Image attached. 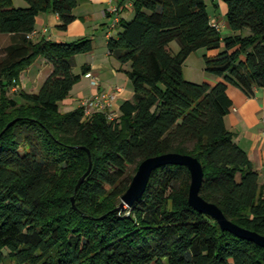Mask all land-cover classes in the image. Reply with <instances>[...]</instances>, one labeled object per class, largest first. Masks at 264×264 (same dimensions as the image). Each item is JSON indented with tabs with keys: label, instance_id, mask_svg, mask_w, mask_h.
Masks as SVG:
<instances>
[{
	"label": "trees",
	"instance_id": "16d2710c",
	"mask_svg": "<svg viewBox=\"0 0 264 264\" xmlns=\"http://www.w3.org/2000/svg\"><path fill=\"white\" fill-rule=\"evenodd\" d=\"M25 1L0 0V34L23 35L0 57V264H264V246L190 205L185 165L157 167L143 195L119 207L144 159L192 155L204 171L201 196L264 235V183L225 122L231 85L248 95L264 88V0H224L227 36L206 0H132L133 17L121 18L108 41L134 89L114 120L87 117L80 106L60 110L89 72L74 66L93 50L92 39L27 37L46 11L66 29L80 0ZM201 49L217 82L184 76ZM39 59L51 66L39 90L13 91Z\"/></svg>",
	"mask_w": 264,
	"mask_h": 264
},
{
	"label": "crops",
	"instance_id": "0c3cea01",
	"mask_svg": "<svg viewBox=\"0 0 264 264\" xmlns=\"http://www.w3.org/2000/svg\"><path fill=\"white\" fill-rule=\"evenodd\" d=\"M113 0H80L73 10L75 20L66 28H59L60 16L52 11L39 14L36 20L35 30L38 35L30 38L40 40L47 38L56 41H73L80 38H89L94 42L91 52L78 54L75 57L74 72L82 74V66L88 65L89 72L94 73L99 78V85L92 86L90 78L82 74L81 80L74 85L69 97L60 103L79 107L82 99L92 94L100 93L106 89L120 88L119 97L115 110L121 115L120 106L123 101L133 99L134 89L132 82L121 68H127V64H122L116 56L112 55L108 49V41L116 36L120 29V23H114V15L107 9ZM209 1V2H208ZM114 4L119 8L121 18L131 19L134 15L132 0H114ZM207 9L211 15L213 24L217 25L223 36L233 33L227 21V6L224 0H206ZM16 6H27L25 0H14ZM23 35L19 33L0 34V57L5 56V48L21 42ZM173 42L171 43L172 46ZM174 51L178 47L172 48ZM204 49L192 53L183 66L184 76L192 81H196L197 73L195 65L198 63L201 69L205 70ZM214 53V52H210ZM195 56V58H193ZM192 61H189L191 60ZM191 62L190 69H195V78H188L185 73V66ZM196 62V63H195ZM195 63V64H194ZM193 64V65H192ZM51 71V66L44 59H39L37 63L24 71L21 75V83L18 88H25L31 92H37L42 83ZM203 80L217 82V78L206 74ZM85 80L89 85L83 86ZM229 95L233 106L225 118L227 128L233 132L235 141L249 154L254 167L259 171L260 181L264 183V88H256L253 95H248L243 89L237 86L229 87Z\"/></svg>",
	"mask_w": 264,
	"mask_h": 264
},
{
	"label": "water",
	"instance_id": "95a60500",
	"mask_svg": "<svg viewBox=\"0 0 264 264\" xmlns=\"http://www.w3.org/2000/svg\"><path fill=\"white\" fill-rule=\"evenodd\" d=\"M88 153L90 159V170V168L92 167V158L91 153L89 151ZM165 163H178L188 167L191 173V184L189 189L190 205H192L201 213L207 214L214 218L223 230L231 231L240 237L252 240L257 244L264 246V235L238 226L237 224L229 220L225 216L224 212L216 204L207 201L203 196H201L200 189L203 182L204 171L199 160L192 155L166 153L144 159L139 164L129 188L122 195V202L119 207H122L125 204L130 206L137 198L141 197L147 187L150 176L154 169ZM85 175L81 178L79 184L82 182ZM74 203L75 200L73 198V204Z\"/></svg>",
	"mask_w": 264,
	"mask_h": 264
},
{
	"label": "built area",
	"instance_id": "2783aa9c",
	"mask_svg": "<svg viewBox=\"0 0 264 264\" xmlns=\"http://www.w3.org/2000/svg\"><path fill=\"white\" fill-rule=\"evenodd\" d=\"M114 1V0H113ZM111 1V5L107 11L114 15V23L120 22L119 8ZM37 30L32 31L27 35L28 38H32L38 35ZM90 78L92 86L99 85V78L92 72L86 74ZM120 88L106 89L97 94H92L91 96L84 98L80 102V107H82L85 116H91L95 112H103L109 120H114L119 117L117 111L115 110V105L117 104ZM263 121H264V110H263ZM264 136V132H263Z\"/></svg>",
	"mask_w": 264,
	"mask_h": 264
},
{
	"label": "rangeland",
	"instance_id": "374dc122",
	"mask_svg": "<svg viewBox=\"0 0 264 264\" xmlns=\"http://www.w3.org/2000/svg\"><path fill=\"white\" fill-rule=\"evenodd\" d=\"M209 2V1H208ZM172 48H176V47H178V42L177 41H174L173 42V44H172V46H171ZM205 50V49H204ZM197 52V51H196ZM193 53H195V52H193ZM193 58H195V56H193ZM189 61H192V58H191V60H189ZM187 63V62H186ZM196 63V62H195ZM194 63V64H195ZM193 65V64H192ZM190 66H191V62H189L188 63V65L187 66H185V73H186V76L188 77V78H195L194 77V74H195V69L193 70V69H190ZM195 67H196V73H197V76L198 77H196V81L195 82H203L202 80H203V78L204 77H202L203 75H206V74H208L207 72H206V70H202L201 69V66L197 63L196 65H195ZM190 71L191 72H193L194 74L192 75V74H190ZM82 86H83V89H84V87L86 88V91L88 90L87 89V87L88 86H90L89 85V82H88V80H85V82H84V85L82 84ZM75 109V107H72L71 105H67V104H63V105H61V108H60V110H61V112L64 114V113H67V112H69V111H72V110H74ZM231 264H233V263H231Z\"/></svg>",
	"mask_w": 264,
	"mask_h": 264
}]
</instances>
